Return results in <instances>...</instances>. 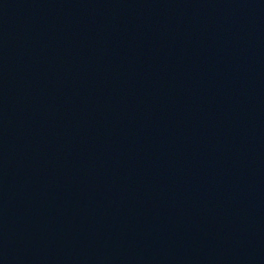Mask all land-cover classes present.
Segmentation results:
<instances>
[{
    "label": "water",
    "instance_id": "95a60500",
    "mask_svg": "<svg viewBox=\"0 0 264 264\" xmlns=\"http://www.w3.org/2000/svg\"><path fill=\"white\" fill-rule=\"evenodd\" d=\"M0 264H264V0H0Z\"/></svg>",
    "mask_w": 264,
    "mask_h": 264
}]
</instances>
